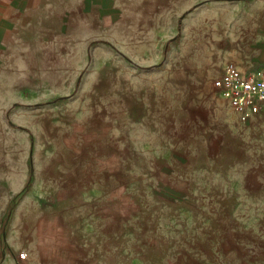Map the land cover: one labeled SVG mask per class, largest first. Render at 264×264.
Returning a JSON list of instances; mask_svg holds the SVG:
<instances>
[{"label":"rangeland","instance_id":"374dc122","mask_svg":"<svg viewBox=\"0 0 264 264\" xmlns=\"http://www.w3.org/2000/svg\"><path fill=\"white\" fill-rule=\"evenodd\" d=\"M247 1L0 0V237L33 264H264V115L212 87Z\"/></svg>","mask_w":264,"mask_h":264},{"label":"crops","instance_id":"0c3cea01","mask_svg":"<svg viewBox=\"0 0 264 264\" xmlns=\"http://www.w3.org/2000/svg\"><path fill=\"white\" fill-rule=\"evenodd\" d=\"M18 3H28L32 1L33 3L37 2V0H15ZM42 0H38L40 2ZM9 3H14V0H9ZM247 30H248V41L246 43V53H244L242 57L243 66H239L235 64L238 69L245 73L254 69H264V0H248L247 1ZM256 67V68H253ZM79 178V177H78ZM66 187L68 184L65 183ZM72 186V185H71ZM78 191H81L80 196L76 198L75 201L68 198V200L61 201L62 205L60 208L64 210H70L75 204H79V209H75L74 212H77L79 219V233L85 232V229L81 230L80 227L83 226L84 223L88 222L89 225L91 221H95L97 212H96V200L98 188L97 184H89L86 189L84 182H81L77 185ZM93 205V208L91 206ZM81 224V225H80ZM76 226V229L78 228ZM81 236H84L80 234ZM16 242L4 234L0 237V264H33L31 257H28V253L26 251H19L20 246L15 244ZM8 246V250L7 247ZM35 262V261H34ZM41 263L35 264H46L45 262L38 261ZM48 264V263H47Z\"/></svg>","mask_w":264,"mask_h":264},{"label":"built area","instance_id":"2783aa9c","mask_svg":"<svg viewBox=\"0 0 264 264\" xmlns=\"http://www.w3.org/2000/svg\"><path fill=\"white\" fill-rule=\"evenodd\" d=\"M212 87L239 122L247 123L264 115V69L242 73L235 63L228 62L212 81Z\"/></svg>","mask_w":264,"mask_h":264}]
</instances>
